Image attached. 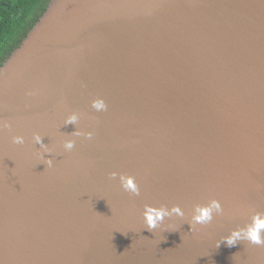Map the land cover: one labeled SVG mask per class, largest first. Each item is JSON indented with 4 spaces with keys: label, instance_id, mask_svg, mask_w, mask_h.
<instances>
[{
    "label": "water",
    "instance_id": "obj_1",
    "mask_svg": "<svg viewBox=\"0 0 264 264\" xmlns=\"http://www.w3.org/2000/svg\"><path fill=\"white\" fill-rule=\"evenodd\" d=\"M0 120V264H264L223 241L264 215V0H52L0 66ZM212 199L224 214L190 231ZM146 204L186 215L149 232Z\"/></svg>",
    "mask_w": 264,
    "mask_h": 264
},
{
    "label": "clouds",
    "instance_id": "obj_2",
    "mask_svg": "<svg viewBox=\"0 0 264 264\" xmlns=\"http://www.w3.org/2000/svg\"><path fill=\"white\" fill-rule=\"evenodd\" d=\"M34 94L35 93L33 92L28 93L29 96ZM92 107L97 112H105L108 110V105L102 98L94 100ZM78 119L79 117L77 115H72L64 120V125L76 124ZM85 119L93 120L94 123H98L95 118L90 116H85ZM11 127L12 124L9 121L0 120V130L11 129ZM72 135L75 137H83L86 140H92L94 132L87 130H77ZM32 141L33 143L39 144L41 146L40 151L34 152L36 164H43L45 165V169H52L55 166L54 156L56 153L54 148L44 144V139L39 132L33 133ZM25 142V138L22 135L12 137V144L14 145H24ZM60 146L64 152H71L76 147V140L63 138ZM117 177H119L120 186L125 192L133 196L140 195V186L135 183V176L118 174L116 172L110 173V179H116ZM237 211L245 213L248 211V209H237ZM216 214H224L223 205L217 199H212L205 205H195V213L188 221L190 231H197V225L206 226L211 224ZM185 215V211L179 205L173 206L169 209L165 206L153 207L146 204L142 213L144 225L146 230L149 232H153L154 230L161 228L165 218H184ZM223 241H225L229 247L235 246L240 241H247L252 245L264 246V215L256 213L252 217V223L250 225H248L246 228H240L238 230L232 231L229 236L223 238ZM219 243L220 242L217 243V246H219Z\"/></svg>",
    "mask_w": 264,
    "mask_h": 264
},
{
    "label": "trees",
    "instance_id": "obj_3",
    "mask_svg": "<svg viewBox=\"0 0 264 264\" xmlns=\"http://www.w3.org/2000/svg\"><path fill=\"white\" fill-rule=\"evenodd\" d=\"M52 0H0V66L21 45Z\"/></svg>",
    "mask_w": 264,
    "mask_h": 264
}]
</instances>
